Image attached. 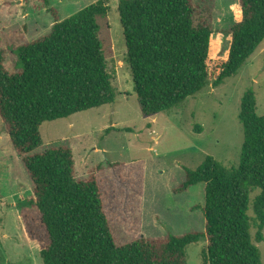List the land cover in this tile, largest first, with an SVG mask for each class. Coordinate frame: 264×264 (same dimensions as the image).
Instances as JSON below:
<instances>
[{"label": "trees", "instance_id": "1", "mask_svg": "<svg viewBox=\"0 0 264 264\" xmlns=\"http://www.w3.org/2000/svg\"><path fill=\"white\" fill-rule=\"evenodd\" d=\"M45 4L51 3L44 0ZM242 19L231 28L227 61L214 81L236 76L264 41V0H240ZM120 22L134 91L146 116L180 107L210 82L208 59L213 30L195 24L191 0H120ZM50 31L16 48L17 70L5 67L0 51V118L34 184L23 207L25 231L37 240L44 264H188L187 247L205 239L204 264H263L252 235L264 240V115L257 114L253 88L242 97L244 141L238 166L208 156L185 168L175 188L184 193L205 183V230L141 237L119 245L106 212L97 173L78 178L74 152L43 145L46 121L71 117L113 103L117 90L108 71L99 20L104 0L59 18ZM197 130L201 132V127Z\"/></svg>", "mask_w": 264, "mask_h": 264}, {"label": "rangeland", "instance_id": "2", "mask_svg": "<svg viewBox=\"0 0 264 264\" xmlns=\"http://www.w3.org/2000/svg\"><path fill=\"white\" fill-rule=\"evenodd\" d=\"M0 0V51L5 67L17 70L16 48L52 28L51 7L59 18L98 0ZM106 18L99 20L108 71L117 90L113 103L46 121L37 151L67 145L74 152L78 178L97 173L106 212L117 244L168 233L205 230V183L176 193L185 168L197 169L208 156L227 167L238 166L244 141L240 120L244 93L253 88L257 114L264 115V41L239 73L220 86L213 83L227 61L231 28L242 19L240 0H191L195 24L213 30L209 84L177 108L146 116L134 91L128 50L120 22V0H104ZM201 127V132L197 127ZM34 184L0 118V264H44L37 240L28 237L22 213L34 196ZM251 194L252 235L264 264V240L257 242ZM25 204V205H24ZM202 239L187 247L188 264H204Z\"/></svg>", "mask_w": 264, "mask_h": 264}]
</instances>
